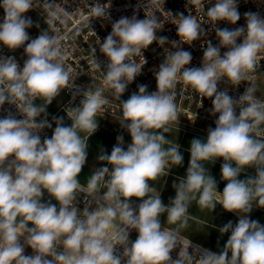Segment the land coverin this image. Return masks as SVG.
<instances>
[{"label": "clouds", "instance_id": "clouds-1", "mask_svg": "<svg viewBox=\"0 0 264 264\" xmlns=\"http://www.w3.org/2000/svg\"><path fill=\"white\" fill-rule=\"evenodd\" d=\"M110 7L96 0L85 27L107 58L102 70L96 47L92 49V65L113 90L121 110L118 123L130 134L131 143L125 150L123 136H117L110 155L101 150L96 159L107 166L95 168L84 186L78 177L87 161L88 139L98 129L97 113L111 101L99 88L88 87L79 106L65 109L70 126L63 117H54L53 134L42 142L39 133L52 127L47 107L73 87L63 37L47 30L30 40L26 29L33 22L24 14L33 9V0L0 3L5 13L0 44L10 51L26 44L27 56L22 68L14 57L0 56V106L13 105L22 116L17 119L9 112L0 118V264H264V225L249 218L254 207L264 208V101L255 95L250 75L264 52V17L246 12L245 26L220 28L219 22L235 25L241 16L238 0H215L205 12L219 41L216 46L193 15L171 12L179 40L170 47H165L167 37L157 35L164 24L154 15L121 17L101 43L90 25L94 19L110 20ZM50 15L58 17L57 12ZM197 40H203L201 66L186 67L193 57L182 45ZM153 42L165 52L154 71L157 90L150 93L146 85H139L137 93L121 100L128 85L142 74L143 50ZM222 48L227 49L223 54ZM178 82L198 92L202 100L211 98V114L218 118L206 139L190 141L186 175L173 183L175 197L165 205L150 182L183 163L180 145L166 136L178 116L173 91ZM221 82L232 87L249 82V86L237 99L228 89L219 90ZM42 114L45 118L38 121ZM220 158L221 179L226 182L222 192L206 166ZM248 169L255 175H246ZM43 190L59 209L41 202ZM80 196L85 204L82 212L76 207ZM193 201L202 210L212 212L219 204L239 216L235 226L229 221L218 229L221 235L230 232L219 252L197 245L190 253L192 242L181 238ZM165 214L166 223L174 228L162 225ZM133 230L138 233L135 241L129 239ZM25 246L34 254L24 255ZM175 249L179 251L173 259Z\"/></svg>", "mask_w": 264, "mask_h": 264}, {"label": "built area", "instance_id": "built-area-1", "mask_svg": "<svg viewBox=\"0 0 264 264\" xmlns=\"http://www.w3.org/2000/svg\"><path fill=\"white\" fill-rule=\"evenodd\" d=\"M95 2L96 0H33V9L25 13L24 16L31 18L33 22V26L26 29L30 40L35 39L41 32L47 30L63 37L61 40L62 51L67 53L65 67L71 69V77L74 81L71 89L64 90L67 100L59 108L60 112L67 117L65 109L79 106L80 100L83 99L82 93L87 90L88 87H92L93 90L99 88L102 90L103 95L111 101L109 105H105L97 113V117L101 118V121L98 122V129L94 133L97 134L104 128V118L113 116L116 112L121 113V110L119 102L114 99L113 90L107 88L104 84L103 72L95 70L92 65V49L94 47H96V57L101 63L102 70L107 64V58L99 51L96 37L85 27V22L89 18L90 7ZM0 3H2V0H0ZM100 3L102 5L107 3L111 4V7L108 9L110 20L94 19L91 21L90 26L99 37L101 43L111 33L112 23L119 20L121 17L131 18L133 15H136L138 19H143L144 15H154L164 24L163 29L158 32L157 35L167 37L169 44L165 45V47H170L171 42L179 40L176 26L173 25V18L168 14V12H171L173 16L180 13H183L185 16L189 14L193 15L202 23L203 27H206V31L208 32L206 39L210 40L214 46L219 44L214 31L210 29V24L208 23L205 12L207 7L215 3V0H100ZM48 5H51V9H49ZM238 11L241 18L235 25L226 21H221L218 27L234 29L245 26L246 20L244 14L246 12H256L264 17V0H238ZM50 12H57L58 17L52 18ZM4 15L3 8H0V23H3ZM49 19H52V23L46 22ZM37 24L39 27L36 26ZM202 43L203 40H197L194 41L192 45H182L183 50L191 52L193 57L190 64L186 67L201 66L203 58ZM25 47L26 44L10 51L0 44V56L14 57L22 68L24 61L27 59L24 52ZM172 50L175 51V49ZM226 50L227 49L222 48L221 54ZM143 56L146 60V64L144 65L142 74L137 76L136 79L128 85L125 93L122 95L123 100H127L133 93H137L139 85H146L150 93L157 90L154 71L164 60V49L153 42L147 49L143 50ZM135 60L138 63L142 62L141 57H135ZM250 75L254 77V80L251 81L254 85L259 79L263 81L262 94L258 95L256 91L255 95L260 100L264 101V52L259 54L257 66ZM248 83L249 82H242L239 86L232 87L228 82H221L218 88L221 91L228 89L229 95L238 99L249 86ZM173 91L176 93L178 116L177 120L171 122L170 125L181 127L186 131L206 138L207 130L209 128H215V120L218 118V116L211 114L212 99L204 98L202 100L198 92L184 85L182 82H178ZM9 112L13 113L17 119L22 118L15 106L9 105L8 103L0 106V118H4ZM44 118L45 116L42 114L37 120H43ZM47 119L51 123V119ZM52 134L51 128H45L39 133L42 142L44 138H50ZM82 137L86 138L87 134L82 132ZM77 201L76 207L82 212L85 206L83 196L78 197ZM181 238L185 243L188 242L187 239ZM192 246L193 247L189 248L190 253L197 245L192 243ZM178 251L179 249H175L171 253L173 259L177 257Z\"/></svg>", "mask_w": 264, "mask_h": 264}, {"label": "crops", "instance_id": "crops-1", "mask_svg": "<svg viewBox=\"0 0 264 264\" xmlns=\"http://www.w3.org/2000/svg\"><path fill=\"white\" fill-rule=\"evenodd\" d=\"M121 100H123V97H121ZM64 102L59 106V108L64 104ZM59 108L54 115L62 113L59 111ZM54 115L49 117L47 114V118L52 120ZM120 116L121 113L116 112L115 115L104 118L103 130L100 133L89 137L87 161L80 176L78 177L82 185H87L88 178L92 172L95 171V168L107 166L104 163L99 162L96 157L101 150L110 155L113 146L117 143V136H123L125 150L131 143L130 134L118 123ZM64 117L68 119L65 115ZM96 118L98 122L101 121L100 117L96 116ZM169 127L171 131L166 134V136L174 143L176 142L180 145V151L183 155V163L181 166L173 167L168 176L161 177L157 181L150 182L160 192L161 199L165 205H168L170 200L175 197V190L172 187L173 183H178L177 178L184 177L186 175L190 159V153L188 151L190 147V141L194 138L206 139L203 136L196 135L178 126L169 125ZM51 130L53 132L52 127ZM222 163V158L217 159L212 165L210 162L206 163L211 175L217 182V191L219 192L223 191V188L226 184V182L221 179ZM246 175H255V170L248 169ZM244 177L245 174H242L241 178ZM133 202L139 203L140 201L136 200V198H133ZM189 215L190 218L188 221V226L185 229L180 230V236L204 249H208L213 252H219L224 247L227 239L230 236V232L221 235L218 229L223 227L229 221H231L233 226H235L239 220V216L237 214L226 212L219 204L216 206L215 210L211 212L210 209L202 210L195 201H193L189 207ZM249 218L251 220L259 221L261 225H264V208L254 207L252 212L249 213ZM161 223L162 225L164 224L166 228L175 227V225H169L166 223V214L161 216ZM129 239L135 241V238H133L131 235L129 236Z\"/></svg>", "mask_w": 264, "mask_h": 264}, {"label": "rangeland", "instance_id": "rangeland-1", "mask_svg": "<svg viewBox=\"0 0 264 264\" xmlns=\"http://www.w3.org/2000/svg\"><path fill=\"white\" fill-rule=\"evenodd\" d=\"M255 87H256L257 94H258V95L262 94V90H263V81H262L261 79L257 80V83L255 84ZM66 98H67V96H66L65 92L63 91V92H61L60 96H58L56 99L53 100V102L47 107V110H46V112H47V114H48L49 117L52 116V115H54V114L56 113L57 109H58L59 106H60V105L66 100ZM39 103H42V101H41V100H38V101H37V104H39ZM49 114H50V115H49ZM54 117H56V118L63 117V118H64V124H65L66 126H70V124H71V121L68 120V119H66V118L64 117L63 113L58 114V115H54ZM54 117H53V118H54ZM96 119H97V118H96ZM55 126H56V125H55V123L53 122V125H52L53 130H54ZM31 227H32V226H31ZM130 235H131L133 238L136 239L138 233H137L135 230H133V231L131 232ZM21 243H23V239L21 240ZM33 254H34V253H33V250H32L30 247L25 246L24 255H26V256H31V255H33Z\"/></svg>", "mask_w": 264, "mask_h": 264}, {"label": "water", "instance_id": "water-1", "mask_svg": "<svg viewBox=\"0 0 264 264\" xmlns=\"http://www.w3.org/2000/svg\"><path fill=\"white\" fill-rule=\"evenodd\" d=\"M41 202L42 203H49L50 202L51 204H55L57 206V209H59L58 202L48 194L47 190H43ZM18 220H19V218H18ZM31 226L32 225L29 223L28 227H31Z\"/></svg>", "mask_w": 264, "mask_h": 264}, {"label": "bare ground", "instance_id": "bare-ground-1", "mask_svg": "<svg viewBox=\"0 0 264 264\" xmlns=\"http://www.w3.org/2000/svg\"><path fill=\"white\" fill-rule=\"evenodd\" d=\"M53 120V119H52ZM51 120V123L53 124V121Z\"/></svg>", "mask_w": 264, "mask_h": 264}]
</instances>
